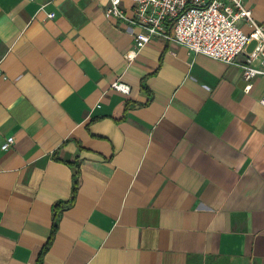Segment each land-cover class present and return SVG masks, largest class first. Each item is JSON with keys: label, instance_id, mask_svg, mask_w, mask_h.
<instances>
[{"label": "crops", "instance_id": "0c3cea01", "mask_svg": "<svg viewBox=\"0 0 264 264\" xmlns=\"http://www.w3.org/2000/svg\"><path fill=\"white\" fill-rule=\"evenodd\" d=\"M45 2L0 0V264H36L74 175L42 264H264V76L159 37L129 61L108 0Z\"/></svg>", "mask_w": 264, "mask_h": 264}, {"label": "built area", "instance_id": "2783aa9c", "mask_svg": "<svg viewBox=\"0 0 264 264\" xmlns=\"http://www.w3.org/2000/svg\"><path fill=\"white\" fill-rule=\"evenodd\" d=\"M47 0L39 7L44 11ZM131 14H127L123 0H108L104 8L106 18L123 20L135 29L134 46L126 52L131 61L138 51L154 37L179 44L191 54H204L226 64L239 65L249 91L251 80L264 76V25L252 16V11L244 0H128ZM55 16L46 13L48 19ZM242 20L247 24L244 31L237 25ZM254 42V47L246 52L244 63L237 62V56ZM258 62V64H255ZM111 86L119 91L128 87L115 81ZM264 104V97L260 99ZM8 137L1 145L7 149L13 143Z\"/></svg>", "mask_w": 264, "mask_h": 264}, {"label": "trees", "instance_id": "16d2710c", "mask_svg": "<svg viewBox=\"0 0 264 264\" xmlns=\"http://www.w3.org/2000/svg\"><path fill=\"white\" fill-rule=\"evenodd\" d=\"M78 186H79V179L77 175H74V179H73V186H72V194L71 197L63 202V201H59L57 203L54 204L53 206V219H52V225H51V233L49 238L47 239V241L44 243V245L42 246L37 260H36V264H42L43 263V256L45 254V252L48 250L49 246L52 243V240L54 238L55 232L57 230V224L58 221L61 217V214L63 213V211L69 207L70 205H72L75 201L76 198V194H77V190H78Z\"/></svg>", "mask_w": 264, "mask_h": 264}]
</instances>
